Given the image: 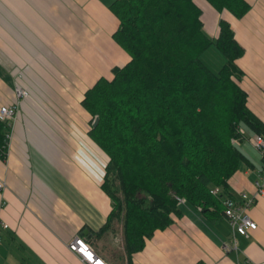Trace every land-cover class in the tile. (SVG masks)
<instances>
[{"label": "crops", "instance_id": "obj_1", "mask_svg": "<svg viewBox=\"0 0 264 264\" xmlns=\"http://www.w3.org/2000/svg\"><path fill=\"white\" fill-rule=\"evenodd\" d=\"M113 1L0 0V106L18 103L19 87L30 91L20 100L7 156H0L6 182L0 264H90L69 246L78 235L109 264H264V195L249 210L258 226L248 236L237 234L238 247L223 212L186 200L171 224L131 253L120 220L108 225L113 202L103 182L110 156L90 133L94 119L83 101L101 76H113L112 68L131 58L113 36L119 25ZM247 1L241 16L202 1V16L213 37L222 16L231 21L245 48L237 59L239 83L264 120V0ZM241 129L236 144L245 158L223 199L256 193L263 171L251 142L255 132Z\"/></svg>", "mask_w": 264, "mask_h": 264}, {"label": "trees", "instance_id": "obj_2", "mask_svg": "<svg viewBox=\"0 0 264 264\" xmlns=\"http://www.w3.org/2000/svg\"><path fill=\"white\" fill-rule=\"evenodd\" d=\"M202 1L236 16L250 8L247 0L110 5L119 19L113 36L131 58L114 66L113 76H101L83 102L93 119L100 117L90 133L110 156L103 182L113 202L108 225L120 220L130 253L182 213L180 198L224 214L229 178L245 158L234 138L242 137V124L264 133V120L239 83L237 59L245 48L226 16L216 37L206 31ZM212 44L225 56L218 70L202 58ZM8 130L0 119L2 158Z\"/></svg>", "mask_w": 264, "mask_h": 264}, {"label": "built area", "instance_id": "obj_3", "mask_svg": "<svg viewBox=\"0 0 264 264\" xmlns=\"http://www.w3.org/2000/svg\"><path fill=\"white\" fill-rule=\"evenodd\" d=\"M19 96L18 103L12 104H2L0 106V119L4 121L9 130L7 133V147L9 149L10 139L13 133V123L17 117L19 103L21 99L29 97L30 91L26 87H19L17 89ZM242 131V129H241ZM242 137L243 134H242ZM242 137L234 138L235 142H238ZM251 142L254 147L260 152L263 162H264V133L255 132L251 138ZM8 153V152H7ZM258 189L256 193H248L243 191L239 196L227 195L224 200V214L230 222L231 233L233 237V245L238 247L237 234H243L248 236L250 234V229L257 228L258 223L251 214L249 213L250 208L256 203L259 195H264V165L261 177L256 181ZM6 182L0 180V189L4 188ZM221 191L219 186L212 189V192L218 194ZM181 201L183 200L180 198ZM4 200H0V207L4 204ZM6 223L0 218V243L2 242V227ZM69 246L72 250L78 252L88 263L90 264H109L101 256H99L90 244L85 241L81 236H75L72 241H70ZM226 249H230L231 246L225 245ZM89 254L91 259H89Z\"/></svg>", "mask_w": 264, "mask_h": 264}, {"label": "rangeland", "instance_id": "obj_4", "mask_svg": "<svg viewBox=\"0 0 264 264\" xmlns=\"http://www.w3.org/2000/svg\"><path fill=\"white\" fill-rule=\"evenodd\" d=\"M219 55V56H217ZM202 58L205 62H207L210 66L213 67L214 70H218L220 66V60L224 58L223 54L218 50L215 44L211 45L204 54H202ZM219 59V63H218ZM217 60V64L215 63Z\"/></svg>", "mask_w": 264, "mask_h": 264}, {"label": "water", "instance_id": "obj_5", "mask_svg": "<svg viewBox=\"0 0 264 264\" xmlns=\"http://www.w3.org/2000/svg\"><path fill=\"white\" fill-rule=\"evenodd\" d=\"M99 119H100V117L98 115H96V117L94 118V121H93V125H96L99 122ZM85 232L87 233L88 231L85 230Z\"/></svg>", "mask_w": 264, "mask_h": 264}, {"label": "snow or ice", "instance_id": "obj_6", "mask_svg": "<svg viewBox=\"0 0 264 264\" xmlns=\"http://www.w3.org/2000/svg\"><path fill=\"white\" fill-rule=\"evenodd\" d=\"M89 259H91V255L89 254Z\"/></svg>", "mask_w": 264, "mask_h": 264}]
</instances>
